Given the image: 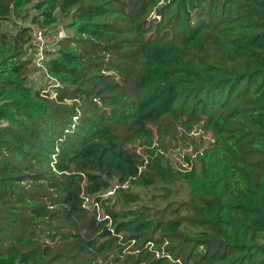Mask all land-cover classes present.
<instances>
[{
  "label": "trees",
  "instance_id": "obj_1",
  "mask_svg": "<svg viewBox=\"0 0 264 264\" xmlns=\"http://www.w3.org/2000/svg\"><path fill=\"white\" fill-rule=\"evenodd\" d=\"M57 11L50 92L5 25ZM176 182L162 206L129 189ZM0 264H264V0H0Z\"/></svg>",
  "mask_w": 264,
  "mask_h": 264
},
{
  "label": "rangeland",
  "instance_id": "obj_2",
  "mask_svg": "<svg viewBox=\"0 0 264 264\" xmlns=\"http://www.w3.org/2000/svg\"><path fill=\"white\" fill-rule=\"evenodd\" d=\"M31 14H28L26 18L13 16L12 19L8 21L5 25V29L9 34L15 33L16 29L19 25H31V29L33 25L29 20ZM57 20L53 25L45 27V31L52 37V41L49 43L46 48L47 51H52L55 46L56 41L66 34H71L72 29L66 25V22L69 20V15H64L61 12H56ZM26 48V47H25ZM29 48L27 47V52ZM33 62V65L29 67L28 73V81L32 84V86L37 88H46L49 89L50 92L53 91V87H51L52 79H50L37 65L42 64L40 61L39 64ZM181 131V130H179ZM201 133L194 129L192 130L186 137L182 132H177L175 136H170L167 141L168 152L166 155L172 159L173 161L179 160L182 161V157L185 153L191 152V138L198 137ZM208 136L206 134H202V138L205 139ZM131 191L137 193L140 197L139 205H150V206H162L166 202L172 200H185L189 198V187L183 182H176L173 184H169L167 186L162 185H153L146 188L140 186H129Z\"/></svg>",
  "mask_w": 264,
  "mask_h": 264
},
{
  "label": "built area",
  "instance_id": "obj_3",
  "mask_svg": "<svg viewBox=\"0 0 264 264\" xmlns=\"http://www.w3.org/2000/svg\"><path fill=\"white\" fill-rule=\"evenodd\" d=\"M51 41H52V37H50V35L45 31L43 27H41L38 24L33 25L32 33H31V43H30L32 46L31 47L29 46V50H28L29 54L32 55L31 58L32 64H34L33 62H35V60L37 61L36 62L37 64H39V62L41 61L42 64L37 65V67H44L43 61L46 59L45 51ZM118 186L127 187V184L126 183L119 184V182L115 179L111 181L109 187H107L104 191L100 193V196L101 197L113 196ZM85 202L86 204H91L95 206L97 210L98 218H106V219L108 218L110 223L109 216L102 215L100 213L99 204L94 199V197H89V196L85 197Z\"/></svg>",
  "mask_w": 264,
  "mask_h": 264
}]
</instances>
